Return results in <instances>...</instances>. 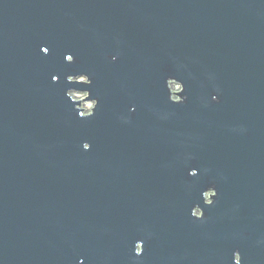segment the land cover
I'll return each instance as SVG.
<instances>
[{
	"label": "water",
	"instance_id": "obj_1",
	"mask_svg": "<svg viewBox=\"0 0 264 264\" xmlns=\"http://www.w3.org/2000/svg\"><path fill=\"white\" fill-rule=\"evenodd\" d=\"M237 255L264 264V0H0V264Z\"/></svg>",
	"mask_w": 264,
	"mask_h": 264
},
{
	"label": "clouds",
	"instance_id": "obj_2",
	"mask_svg": "<svg viewBox=\"0 0 264 264\" xmlns=\"http://www.w3.org/2000/svg\"><path fill=\"white\" fill-rule=\"evenodd\" d=\"M73 78L72 77H69V80H72ZM77 79H79L80 81H83V82H87V78L86 77H78ZM69 95H71L73 97V99H79L81 98L80 95H77V94H73V93H69ZM83 95H87V93H84ZM91 107V106H89ZM88 113H85V115H87ZM197 215H199V211L197 212ZM137 251H139V248L137 249ZM239 260H240V257L239 255L236 256V261H237V264H239Z\"/></svg>",
	"mask_w": 264,
	"mask_h": 264
},
{
	"label": "rangeland",
	"instance_id": "obj_3",
	"mask_svg": "<svg viewBox=\"0 0 264 264\" xmlns=\"http://www.w3.org/2000/svg\"><path fill=\"white\" fill-rule=\"evenodd\" d=\"M178 85L177 84H174V87H177ZM73 94H77V95H80L82 96L84 93L83 92H73ZM92 102L90 101H84L83 105L88 108L89 106H91Z\"/></svg>",
	"mask_w": 264,
	"mask_h": 264
}]
</instances>
